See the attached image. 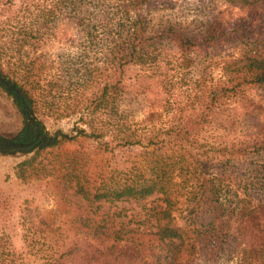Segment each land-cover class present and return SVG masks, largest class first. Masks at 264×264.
<instances>
[{"label": "trees", "instance_id": "16d2710c", "mask_svg": "<svg viewBox=\"0 0 264 264\" xmlns=\"http://www.w3.org/2000/svg\"><path fill=\"white\" fill-rule=\"evenodd\" d=\"M175 8L0 0V153L34 146L0 179V264H264V0ZM55 180L68 223L35 204Z\"/></svg>", "mask_w": 264, "mask_h": 264}, {"label": "rangeland", "instance_id": "374dc122", "mask_svg": "<svg viewBox=\"0 0 264 264\" xmlns=\"http://www.w3.org/2000/svg\"><path fill=\"white\" fill-rule=\"evenodd\" d=\"M217 0H175L176 8L174 11L168 12L169 15L176 16L177 19L183 21H190L195 23L197 19H201L205 11L213 5ZM264 54V51L262 52ZM15 110L12 106L11 100L0 90V121H13L15 120ZM73 119H48L47 126L50 130L62 128L65 131H70L73 126ZM77 147L76 143L68 142L62 144L57 150L69 152ZM18 155V154H17ZM50 157V155H48ZM22 159L21 156H13V154H1L0 153V179L10 170V167ZM35 204L39 207L40 211L55 223H68L71 221L76 213H78L79 203L82 201L76 197L68 196L64 197L62 184L55 180L52 185L48 187H42L37 193ZM150 203L141 202H126L117 203L112 205V209L116 207L123 208L126 213L124 220L132 222V216L141 217L143 220L147 213L150 212L145 207ZM108 205V203L106 204ZM111 206V205H108Z\"/></svg>", "mask_w": 264, "mask_h": 264}, {"label": "water", "instance_id": "95a60500", "mask_svg": "<svg viewBox=\"0 0 264 264\" xmlns=\"http://www.w3.org/2000/svg\"><path fill=\"white\" fill-rule=\"evenodd\" d=\"M33 149H34V146H19V147H15L14 149L1 148V150L5 152L6 154L30 153L31 151H33Z\"/></svg>", "mask_w": 264, "mask_h": 264}]
</instances>
